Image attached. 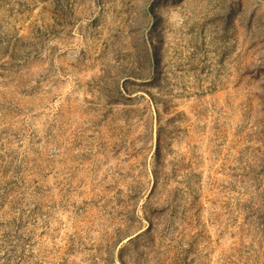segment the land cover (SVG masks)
<instances>
[{
    "label": "rangeland",
    "instance_id": "1",
    "mask_svg": "<svg viewBox=\"0 0 264 264\" xmlns=\"http://www.w3.org/2000/svg\"><path fill=\"white\" fill-rule=\"evenodd\" d=\"M0 264H264V0H0Z\"/></svg>",
    "mask_w": 264,
    "mask_h": 264
}]
</instances>
